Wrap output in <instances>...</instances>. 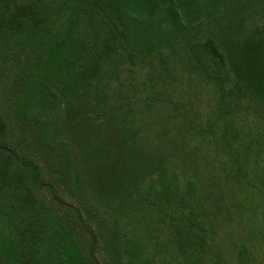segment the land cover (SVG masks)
Listing matches in <instances>:
<instances>
[{"label":"rangeland","instance_id":"rangeland-1","mask_svg":"<svg viewBox=\"0 0 264 264\" xmlns=\"http://www.w3.org/2000/svg\"><path fill=\"white\" fill-rule=\"evenodd\" d=\"M128 1L112 2L127 40L109 60L76 87L67 79L80 66L64 69L65 85L34 94L56 47L78 40L101 49L107 19L88 14L82 0H0V143L33 162L43 183L33 184L26 167L12 173L34 214L25 242L36 246L25 264H59L56 251L44 253L47 238L77 249L79 264L91 256L97 264H186L176 241L190 210L205 215L210 246L197 264H264V101L236 90L228 62L229 79L216 83L201 56L207 40L221 48L225 38L264 33V0L246 8L248 0H131L146 21L127 16ZM125 158L139 168L116 190L112 164Z\"/></svg>","mask_w":264,"mask_h":264},{"label":"trees","instance_id":"trees-1","mask_svg":"<svg viewBox=\"0 0 264 264\" xmlns=\"http://www.w3.org/2000/svg\"><path fill=\"white\" fill-rule=\"evenodd\" d=\"M112 2L113 0H82V7L88 14L93 17L97 16L99 19H107L104 29L106 34L102 35L101 40L99 39L101 49L96 46V43L95 47H91L78 40L75 42L66 41L62 46L56 47L54 53L46 61V73L36 80V85L33 89L34 94L40 92L49 83L65 85L64 69L68 70L80 66V70H77L72 77L67 79L71 86L74 85L76 87L78 78L87 79L89 72L99 65L101 59L106 58L109 60L113 50L119 48L122 42L127 40L126 20L122 13L113 14ZM248 2L242 3V8H246V4L252 3L251 0H248ZM127 4L126 13L130 19L146 21L149 18L139 7H133L131 0ZM120 9L121 7H118V10ZM169 17H171L173 24H179L176 11H170ZM243 20L244 16L241 13L234 17L232 33H237ZM164 22L168 26L170 25L167 20H164ZM97 37L100 38L99 31L95 34V38ZM220 46L221 48L213 40H207L201 45V56L205 60L203 66L206 68L210 78L214 79L218 84L225 83L229 79V75L226 72V62H228V66L236 79V90L240 92L244 88L253 98L264 101V33L253 32L242 42L225 38L220 42ZM88 47L92 53L88 64L82 67ZM96 49H99V51ZM87 56H89V53ZM2 128L0 123V135ZM89 140L93 144H97L100 139L96 137ZM86 142L84 141L83 144H86ZM115 161L112 164L113 174L108 182L113 189L117 190L122 183L135 175L139 164L136 159L132 160L130 158ZM18 167L29 169L33 184H43L38 177L37 166L33 162L19 158L14 151L0 143V225H3V230L6 227L5 232L1 234L0 249L3 251L1 254L8 259V264H25V250L36 246L33 241L25 242L26 231L31 228L34 214L24 210L22 204L24 198L18 186L13 184L12 173L16 172L19 169ZM51 190L54 194V190ZM204 216L196 210H190L189 215L185 218L187 230L185 232L186 235L182 237L183 242L176 241L177 250L184 256L185 260L183 261L186 264H197L210 248L207 243ZM48 227L54 235L55 229L50 227V225ZM192 231H195L193 237L190 234ZM213 242L215 243V241ZM214 243L211 245L215 246ZM63 249L60 248V243L54 241L53 238H47L44 244V253L48 257L54 254L53 251L58 253L57 262L59 264H79L81 257L77 249L71 246L66 248L64 253H60ZM238 249L237 258L242 259V246ZM262 250L264 254V248ZM37 255L36 251H32V257H37ZM89 261L92 264H97L93 256L89 258ZM120 264H136V262L129 259L120 261Z\"/></svg>","mask_w":264,"mask_h":264}]
</instances>
